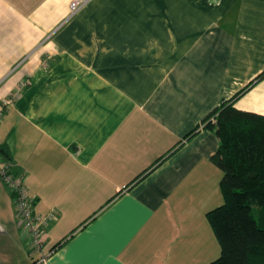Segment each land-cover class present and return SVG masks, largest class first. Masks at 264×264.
Returning <instances> with one entry per match:
<instances>
[{"label":"crops","instance_id":"1","mask_svg":"<svg viewBox=\"0 0 264 264\" xmlns=\"http://www.w3.org/2000/svg\"><path fill=\"white\" fill-rule=\"evenodd\" d=\"M263 72L264 0H0V161L56 215L33 252L0 180V264L220 258L201 123L243 89L235 106L264 115Z\"/></svg>","mask_w":264,"mask_h":264},{"label":"trees","instance_id":"2","mask_svg":"<svg viewBox=\"0 0 264 264\" xmlns=\"http://www.w3.org/2000/svg\"><path fill=\"white\" fill-rule=\"evenodd\" d=\"M245 90L222 100L201 123L219 137L212 160L224 172V201L207 212L221 257L206 264H264V115L235 106Z\"/></svg>","mask_w":264,"mask_h":264},{"label":"built area","instance_id":"3","mask_svg":"<svg viewBox=\"0 0 264 264\" xmlns=\"http://www.w3.org/2000/svg\"><path fill=\"white\" fill-rule=\"evenodd\" d=\"M84 4L85 2L83 1H73L71 14L77 13ZM10 102V100H7L0 106V119ZM213 120L215 121V118ZM0 180L10 188L14 195L18 225L23 235L31 239L35 252L42 251L43 235L51 221L55 219V213L51 212L47 215H41L35 211V200L28 192L25 174L14 172L10 163L0 161ZM47 258V256L42 254L36 259L35 264H46Z\"/></svg>","mask_w":264,"mask_h":264},{"label":"rangeland","instance_id":"4","mask_svg":"<svg viewBox=\"0 0 264 264\" xmlns=\"http://www.w3.org/2000/svg\"><path fill=\"white\" fill-rule=\"evenodd\" d=\"M101 6H104V5H101ZM120 7H121V5H120ZM120 7H118V5H115L114 6V10L115 11H120L121 10V8ZM107 8H109V7H107ZM109 11H110V9H109ZM35 251V249L33 248V252Z\"/></svg>","mask_w":264,"mask_h":264}]
</instances>
